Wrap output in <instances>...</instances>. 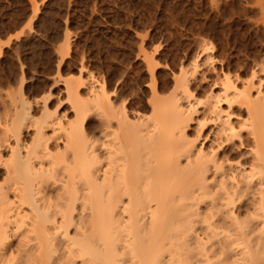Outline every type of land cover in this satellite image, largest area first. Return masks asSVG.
<instances>
[{"label":"bare ground","instance_id":"1","mask_svg":"<svg viewBox=\"0 0 264 264\" xmlns=\"http://www.w3.org/2000/svg\"><path fill=\"white\" fill-rule=\"evenodd\" d=\"M212 43L170 87L148 58V97L83 66L56 103L11 97L0 264H264V58L232 77Z\"/></svg>","mask_w":264,"mask_h":264},{"label":"rangeland","instance_id":"2","mask_svg":"<svg viewBox=\"0 0 264 264\" xmlns=\"http://www.w3.org/2000/svg\"><path fill=\"white\" fill-rule=\"evenodd\" d=\"M203 40L213 42L215 67L250 73L264 58V0H0V118L21 94L39 100L51 87L53 102L64 99L63 81L83 67L85 83L88 72L126 79L148 97L151 59L156 85L170 87L181 68L198 62L205 70Z\"/></svg>","mask_w":264,"mask_h":264}]
</instances>
